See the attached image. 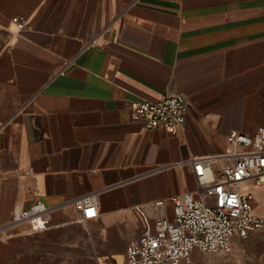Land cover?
Masks as SVG:
<instances>
[{
    "label": "crops",
    "instance_id": "1",
    "mask_svg": "<svg viewBox=\"0 0 264 264\" xmlns=\"http://www.w3.org/2000/svg\"><path fill=\"white\" fill-rule=\"evenodd\" d=\"M169 93L187 100L183 124L144 127L134 107ZM259 127L264 0H0V264H127L195 188L186 159ZM85 194L97 215L80 222ZM35 202L44 229L12 221ZM229 244L180 264H264V231Z\"/></svg>",
    "mask_w": 264,
    "mask_h": 264
},
{
    "label": "built area",
    "instance_id": "2",
    "mask_svg": "<svg viewBox=\"0 0 264 264\" xmlns=\"http://www.w3.org/2000/svg\"><path fill=\"white\" fill-rule=\"evenodd\" d=\"M17 27L22 26L13 17ZM188 103L181 93L163 94L142 100L133 109L144 127L182 125ZM191 168L195 188L169 197L173 218L161 215L152 226L126 245L127 264H180L193 248L205 252L230 249L229 240L237 234L245 238L250 231H264V212L258 213L253 187L264 185V127L253 133L232 135L228 151L191 156L185 161ZM162 199L154 202L162 209ZM83 222L97 215L95 196L85 194L74 201ZM46 207L35 202L28 209L15 207L12 221L27 220L33 229H44Z\"/></svg>",
    "mask_w": 264,
    "mask_h": 264
},
{
    "label": "bare ground",
    "instance_id": "3",
    "mask_svg": "<svg viewBox=\"0 0 264 264\" xmlns=\"http://www.w3.org/2000/svg\"><path fill=\"white\" fill-rule=\"evenodd\" d=\"M256 186H260V185H256ZM261 186H263V185H261Z\"/></svg>",
    "mask_w": 264,
    "mask_h": 264
}]
</instances>
